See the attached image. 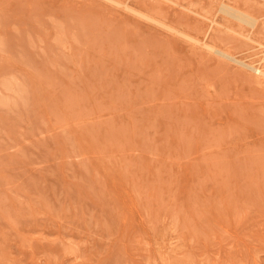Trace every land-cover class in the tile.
I'll return each instance as SVG.
<instances>
[{"label": "rangeland", "instance_id": "374dc122", "mask_svg": "<svg viewBox=\"0 0 264 264\" xmlns=\"http://www.w3.org/2000/svg\"><path fill=\"white\" fill-rule=\"evenodd\" d=\"M222 1L264 22L0 0V264H264V72L205 44L264 71V29Z\"/></svg>", "mask_w": 264, "mask_h": 264}, {"label": "bare ground", "instance_id": "6f19581e", "mask_svg": "<svg viewBox=\"0 0 264 264\" xmlns=\"http://www.w3.org/2000/svg\"><path fill=\"white\" fill-rule=\"evenodd\" d=\"M116 1V0H115ZM238 1V0H237ZM240 1V0H239ZM264 1V0H263ZM122 4V3H121ZM130 4V3H129ZM131 5V4H130ZM244 5V4H243ZM134 7V6H133ZM259 7V6H258ZM220 10L221 11H223V12H225V13H228V14H230L231 16H233V17H235V18H238V19H240V20H242V21H245V22H247L248 24H250L252 27H253V29L252 30H250V32L249 33H242L243 35H245V36H247L249 39H251V40H254V41H259V37H257V35L259 34H261V32H262V30L264 29V22L262 23V24H260V16L259 15H257V14H255V13H253L250 9H248L247 7H242V6H240V5H237V4H233V3H230V2H226V1H222L221 2V5H220ZM144 12V11H143ZM148 14V13H147ZM151 18V17H150ZM155 18V17H154ZM156 20V19H155ZM161 20V19H160ZM217 21V20H216ZM165 22V21H164ZM166 23V22H165ZM219 23V22H218ZM225 27H227V28H230V26L229 25H225ZM259 27H261V28H259ZM214 28V27H213ZM255 29H257L256 31H255ZM181 30V29H180ZM213 34V33H212ZM212 38V37H211ZM205 44H206V46L207 47H209L210 49H212V50H214L215 52H217V53H219L220 55H222V56H224V57H227V58H229V59H232V60H234V61H236V62H238V63H240V64H242V65H244L245 67H247V69L249 68V69H251L252 71H254L255 73H263L264 71H263V69L261 68V67H258V66H256L255 64H253V63H249V62H247V61H245V60H243V59H240L239 57H237L234 53H232V51H230L229 49H227V48H222V47H218V46H216L214 43H211V42H205ZM263 44V43H262ZM9 85H11V84H9ZM10 87V86H9ZM151 158V157H150ZM155 163V162H154ZM154 165V164H153ZM137 172V171H136ZM199 184V183H198ZM147 211V210H146ZM145 214V213H144ZM263 221V220H262ZM235 225V224H234ZM256 225H257V223H256ZM162 226V225H161ZM222 226V225H221ZM171 227H172V225H171ZM247 228H249L248 226H247ZM172 229V228H171ZM170 229V230H171ZM246 230V229H245ZM260 229H258V231H259ZM241 231V233H242V230H240ZM169 232V231H168ZM155 233V232H154ZM173 233V232H172ZM181 234V233H180ZM184 234V233H183ZM238 234H240V233H238ZM263 234V233H262ZM158 237V236H157ZM236 237H238V236H236ZM244 237V236H243ZM168 238V237H167ZM251 238V237H250ZM161 239V238H160ZM182 239V238H181ZM156 240H158V239H156ZM185 240V239H184ZM238 240V239H237ZM241 240V239H240ZM159 241V240H158ZM189 241V240H188ZM188 241H187V243H188ZM226 241V240H225ZM254 241H256V239L254 240ZM262 241V240H261ZM169 242V241H168ZM241 242H243V241H241ZM245 242H246V240L244 241V245H245ZM240 243V242H239ZM248 243V242H247ZM253 243V242H252ZM258 243V242H257ZM190 244V243H189ZM262 244H264L263 242H262ZM166 245V244H165ZM188 245V244H187ZM210 245V244H209ZM257 245H260V244H257ZM217 246V245H216ZM215 246V247H216ZM247 246V245H246ZM263 246V245H262ZM162 247V246H161ZM186 247V246H185ZM212 247V246H211ZM241 247V246H240ZM166 248V247H165ZM165 248H164V250H165ZM180 248V247H179ZM204 248V247H203ZM213 248V247H212ZM236 248H237V246H236ZM248 248V247H247ZM191 249V248H190ZM189 249V250H190ZM222 249V248H221ZM240 249V248H239ZM167 250V249H166ZM171 250V249H170ZM169 250V251H170ZM185 250V248L182 250V252ZM188 250V249H187ZM196 251L198 250V249H195ZM236 250H238V249H236ZM249 250V249H248ZM209 251V250H208ZM235 250H233V252H234ZM165 252V251H164ZM167 252V251H166ZM181 252V251H180ZM157 253H159V252H157ZM177 253V252H176ZM188 253V252H187ZM240 253V252H239ZM257 253H259V252H257ZM256 253V254H257ZM165 254V253H164ZM181 254V253H180ZM184 254V253H183ZM189 254V253H188ZM245 254H246V252H245ZM250 254H252V252H250ZM256 254H255V256H256ZM161 257H162V255H161V253L159 254ZM182 255V254H181ZM244 255V254H243ZM254 255V254H253ZM258 255V254H257ZM247 257H248V253H247V255H246ZM188 257V256H187ZM194 257V256H193ZM198 257V256H197ZM197 257H196V259H197ZM216 257V256H215ZM214 257V258H215ZM162 258H166V257H162ZM168 258V257H167ZM253 258V257H252ZM256 258V257H255ZM259 258V257H258ZM163 260V259H162ZM212 260H213V258H212ZM215 260V259H214ZM202 261H203V259H202ZM244 261V260H243ZM162 262H164V261H162ZM183 262V261H182ZM201 262V261H200ZM199 262V263H200ZM205 262V261H204ZM207 262V261H206ZM215 262V261H214ZM221 262V261H220ZM219 262V263H220ZM179 263V262H178ZM184 263H185V259H184ZM187 263H188V261H187ZM224 263H227V261L226 262H224ZM234 263V262H233ZM242 263H244V262H242ZM168 264V263H167ZM195 264V263H194ZM204 264V263H203ZM215 264H217V263H215ZM228 264H230V263H228Z\"/></svg>", "mask_w": 264, "mask_h": 264}]
</instances>
